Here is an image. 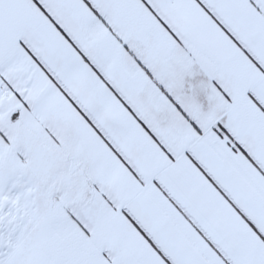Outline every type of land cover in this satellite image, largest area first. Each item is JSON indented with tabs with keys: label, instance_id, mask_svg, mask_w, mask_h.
Listing matches in <instances>:
<instances>
[{
	"label": "snow or ice",
	"instance_id": "1",
	"mask_svg": "<svg viewBox=\"0 0 264 264\" xmlns=\"http://www.w3.org/2000/svg\"><path fill=\"white\" fill-rule=\"evenodd\" d=\"M0 264H264V0H0Z\"/></svg>",
	"mask_w": 264,
	"mask_h": 264
}]
</instances>
